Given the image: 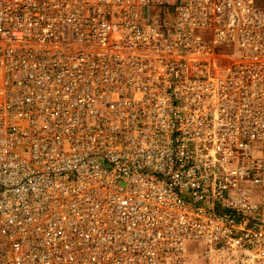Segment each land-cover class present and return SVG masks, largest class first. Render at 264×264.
<instances>
[{
  "label": "built area",
  "instance_id": "obj_1",
  "mask_svg": "<svg viewBox=\"0 0 264 264\" xmlns=\"http://www.w3.org/2000/svg\"><path fill=\"white\" fill-rule=\"evenodd\" d=\"M264 264V0H0V264Z\"/></svg>",
  "mask_w": 264,
  "mask_h": 264
},
{
  "label": "rangeland",
  "instance_id": "obj_2",
  "mask_svg": "<svg viewBox=\"0 0 264 264\" xmlns=\"http://www.w3.org/2000/svg\"><path fill=\"white\" fill-rule=\"evenodd\" d=\"M205 249H203L199 244L192 243L187 246L186 260L191 264H209L203 258V253ZM216 264H225L226 262L222 259H218L215 261Z\"/></svg>",
  "mask_w": 264,
  "mask_h": 264
}]
</instances>
